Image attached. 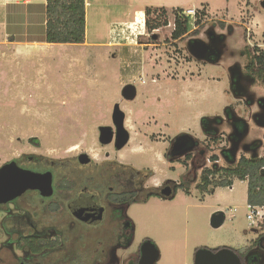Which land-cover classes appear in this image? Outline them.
Here are the masks:
<instances>
[{
    "label": "rangeland",
    "instance_id": "374dc122",
    "mask_svg": "<svg viewBox=\"0 0 264 264\" xmlns=\"http://www.w3.org/2000/svg\"><path fill=\"white\" fill-rule=\"evenodd\" d=\"M261 1L87 0L86 43L54 44L43 49L44 54L19 56L16 50L13 53V47L0 46V167L11 161H17L20 168H29L35 161L45 166L47 160L72 159L79 153L100 163L108 154L118 163L142 171L148 179L147 186L159 185L168 177L178 180L184 166L169 164L161 158L169 139L184 133L206 141L199 126L201 117L222 118L229 106L248 122L246 141L261 140L264 128L250 120L255 107L249 108L235 99L227 86L228 65L237 63L242 67L247 63L241 52L258 49L264 53ZM130 5L136 9L148 6L165 10L167 24L152 32L145 26L144 34L136 39L125 27L124 33H111L120 23L134 21ZM174 9L204 12L196 26L200 30L198 36L191 30L179 40L171 38ZM156 16L151 14L149 20L156 21ZM137 21L135 24H141L142 19ZM227 26L230 32L226 31ZM208 32L223 34L222 64L193 62L188 55L186 44L194 39L206 43ZM127 84L136 87L133 101L121 96ZM251 92L264 97V85L259 78ZM115 104L125 114L124 128L130 135L128 144L118 152L112 145L103 146L98 141V127H113L111 115ZM223 143L212 144L214 148H208V154H218ZM258 155L264 159L262 142ZM186 167L185 184L190 194L181 187L172 201L151 199L131 207L129 214L136 226L134 243L126 251L114 253L119 261L123 255L138 251L145 240H152L161 252L159 264H183V260L192 264L193 249L198 244L239 248L264 234V226L254 230L248 225L245 181L235 180L232 190L218 188L215 194L201 198L191 182L199 172L189 163ZM14 201L0 205V247L9 245L14 250L11 254L3 248L0 264H17L13 257H20L21 253L13 246L14 241L21 235L34 234L29 223L34 219L40 231L35 235L61 239V259L67 263L79 242L77 235L62 232L66 223L63 212H51L50 207L47 209L50 203L39 204L34 195L26 196L20 203ZM20 205L28 210H22ZM29 206L35 208L38 217H32ZM218 211L224 213L225 221L214 229L210 217ZM82 236L87 247H93L89 243L93 241L101 242L104 248L114 237ZM103 255L99 264H114ZM39 260L42 263V258ZM85 262L81 258V263Z\"/></svg>",
    "mask_w": 264,
    "mask_h": 264
},
{
    "label": "flooded vegetation",
    "instance_id": "af4514ba",
    "mask_svg": "<svg viewBox=\"0 0 264 264\" xmlns=\"http://www.w3.org/2000/svg\"><path fill=\"white\" fill-rule=\"evenodd\" d=\"M260 4L264 8L263 0ZM227 29L229 32L231 31L230 26H227L226 31ZM221 35L208 32L206 34L207 42L205 43L206 54L203 55V59L198 61L195 57L188 54L190 59L193 62L198 61L210 65L224 63L225 61L222 60L224 56L222 54V43L224 39ZM188 43L186 44L187 47ZM240 55L247 60V63L242 67L237 63L232 66L228 65V90L231 96L238 101H242L249 108L255 107L256 110L250 113V120L257 126L264 128V97L256 96L255 93L251 92L252 88L256 85V79H254L251 75V70H249L250 57L247 54L241 53ZM111 122L113 127H108L111 128L114 140L116 128L113 124L112 117ZM199 126L202 134L207 139L206 141L204 139L199 140L184 133H179L169 139L168 147L161 156L162 160L169 164L175 163L184 166L183 175H180L178 180H173L168 177L159 185L153 184L147 186L148 179H146L145 174H142V171L134 170L130 166L126 167L118 163L116 159L110 158L108 154L105 156V161L100 163L94 162L89 156H87L89 160L86 163H81L79 161V155L85 153H79L72 159L62 161L47 160L44 163L45 166L35 161L31 167H23L24 169L38 173L50 172L52 175L53 193L49 197H42L38 191L28 190L16 198L14 202L20 203L26 196L34 195L39 200V204L49 202L50 205L48 204L47 209L50 207L49 210L51 212L62 211L65 215L64 221L66 222L62 232H66L68 235H77L78 244L82 243L87 248L86 253L89 264H99L102 253L104 254V258L111 260L114 264H121V262L123 264H139L141 246L134 254L123 255L120 261L114 254L118 251H126L134 243L136 226L129 214L132 206L146 204L151 199L172 201L178 191V186L188 182L186 180L187 163L191 167L195 166L199 172L198 174L196 172L191 179L192 184L196 186L199 183L205 182L203 172L219 171V175H221L230 168L235 169L244 159L255 161L261 158L258 155V150L261 148V142L263 143L264 133L261 140L254 139L246 141L249 134L248 122L239 116L230 106L224 109V117L222 118L220 116L201 117ZM220 141L224 143L219 149L218 154H208V148L213 149L212 144ZM210 143L211 145H209ZM109 145H112L116 152L120 151L115 149L114 141L103 146ZM17 165L20 166L18 163ZM36 165H39L40 168L36 167ZM173 172L176 171L174 170ZM211 176L209 180H211ZM243 181L246 182V180ZM166 188L171 191V194L167 197L162 194V191ZM205 196L207 195L203 197L200 195L201 198H205ZM39 204L37 208H40ZM21 208L22 210H28V208H24L23 206ZM29 211L32 217H38L35 208L32 206H29ZM98 218L99 221L94 223ZM34 221L35 219L29 222L31 224L30 226L34 227V234L32 235L40 232L39 228L35 227ZM75 230L76 233H74ZM58 233L56 232L55 235H58ZM82 234H88L90 236L109 234L114 237H110L109 240L111 241L106 248L101 247V242L97 243L93 241L89 242L93 247H87L84 240L85 237ZM37 235L40 236L41 234ZM41 236L56 239L54 236ZM149 241L155 245L159 253L158 259L153 264H159L161 252L152 240ZM224 249L233 251L237 259L223 258L217 264H264V234L257 235L256 238L239 248H232L226 245L210 247L208 245L198 244L193 249L191 263L212 264L211 260L203 255L196 262L195 255L200 250L209 251L213 254ZM106 250L109 252L108 254ZM81 255L83 256V253ZM182 263L187 264V260H183Z\"/></svg>",
    "mask_w": 264,
    "mask_h": 264
},
{
    "label": "trees",
    "instance_id": "16d2710c",
    "mask_svg": "<svg viewBox=\"0 0 264 264\" xmlns=\"http://www.w3.org/2000/svg\"><path fill=\"white\" fill-rule=\"evenodd\" d=\"M158 8H146L144 15L147 16L145 20V26L149 32L157 30L161 25H166V11H158ZM174 15V29L171 33V38L176 41L188 33L198 35L200 30L196 26L200 25L201 17L204 12H197L195 17L186 15L183 9L172 10ZM156 14V21L151 22L149 16ZM45 31L43 42L54 45H82L85 43L86 38V10L85 0H46L45 4ZM161 19H163L161 23ZM254 51V49H253ZM252 50L241 52L247 54L250 57L249 70L252 72L254 79L259 78L264 85V53L258 52L255 49V53ZM264 144V135H263ZM205 176V182L199 183L195 186V189L199 195H211L218 188H229L233 185L235 180L247 182L246 191V203L249 206H264V159L258 158L255 161H248L244 159L235 169L230 168L225 173L219 175V171L203 172ZM212 175V176H211ZM211 176V180L209 177ZM186 194H190V190L186 184H181L178 189L181 188ZM18 237V236H17ZM56 239H50L44 236L38 235H21L14 241L13 246L21 253L19 257L14 255L13 260L17 261V264H89L87 258V248L83 244H78L75 252L68 262L61 259L62 253L61 239L58 236ZM7 249L11 254L14 251L11 246L0 247V254L2 249ZM83 253V256L81 255ZM79 257L80 260L75 259ZM42 258V263L39 260ZM81 258L85 260V263H81ZM61 259V260H60ZM88 259V261H87ZM60 260V261H59ZM71 260V263L69 262ZM1 261V259H0ZM3 262V261H1ZM10 264V262L8 263ZM92 264V263H91Z\"/></svg>",
    "mask_w": 264,
    "mask_h": 264
},
{
    "label": "water",
    "instance_id": "95a60500",
    "mask_svg": "<svg viewBox=\"0 0 264 264\" xmlns=\"http://www.w3.org/2000/svg\"><path fill=\"white\" fill-rule=\"evenodd\" d=\"M153 38H155V36H153ZM187 49L188 53L198 61L202 60L203 55L206 54V45L200 40L189 42ZM121 96L126 101H133L137 96L136 87L132 84L125 85L122 88ZM111 117L116 128L114 140L111 128L108 126H101L98 128V140L101 145H108L114 141L115 149L121 150L129 142L130 136L124 128L125 114L120 109L119 104L113 106ZM88 160L86 154L79 155V161L81 163H86ZM28 190L38 191L42 197L51 196L53 193L51 173H38L23 169L20 168L15 161L8 162L0 167V205L15 200ZM162 194L167 197L171 194V191L166 188L162 191ZM98 221L99 218L95 220L94 223ZM224 221V213L222 211L215 212L210 217V226L217 229L222 226ZM140 254L139 264H153L159 257L158 250L149 240L141 245ZM201 255L211 260L212 264H217V262L223 258L237 259L235 253L228 249L213 254L209 251L200 250L195 255L196 262H198Z\"/></svg>",
    "mask_w": 264,
    "mask_h": 264
},
{
    "label": "crops",
    "instance_id": "0c3cea01",
    "mask_svg": "<svg viewBox=\"0 0 264 264\" xmlns=\"http://www.w3.org/2000/svg\"><path fill=\"white\" fill-rule=\"evenodd\" d=\"M2 1V4H0V14L3 18L0 20V28L1 30H4H2L3 34L2 37H0V46L10 48L13 47V53L16 50L18 56L22 54H44L43 49L50 45L42 41L45 31L46 0ZM86 1L85 10L87 7ZM129 8L133 13V17H136V23L137 20L140 21L142 17H144L143 12L146 8L153 7L146 6L142 9H136L130 5ZM128 22L130 21L123 23ZM16 29L17 31L15 32ZM232 188L233 186L228 189L232 190ZM218 190L219 189H216L213 194H215Z\"/></svg>",
    "mask_w": 264,
    "mask_h": 264
},
{
    "label": "built area",
    "instance_id": "2783aa9c",
    "mask_svg": "<svg viewBox=\"0 0 264 264\" xmlns=\"http://www.w3.org/2000/svg\"><path fill=\"white\" fill-rule=\"evenodd\" d=\"M186 15L195 17L196 10L193 9H187L185 11ZM136 17L134 16V21L129 23H120L119 26L116 28L111 29V33H113L115 30H117L120 33H124V28L128 29L130 31V34L134 36L136 39L138 35H143L144 28H145V20L144 17H142L141 24H135ZM139 29V31H138ZM127 39V38H126ZM247 214L246 219L248 221V225L250 228L254 230H260L264 226V206L257 207V206H249L247 205Z\"/></svg>",
    "mask_w": 264,
    "mask_h": 264
},
{
    "label": "bare ground",
    "instance_id": "6f19581e",
    "mask_svg": "<svg viewBox=\"0 0 264 264\" xmlns=\"http://www.w3.org/2000/svg\"><path fill=\"white\" fill-rule=\"evenodd\" d=\"M136 20V19H135ZM137 22H139V21H137ZM141 22V21H140Z\"/></svg>",
    "mask_w": 264,
    "mask_h": 264
}]
</instances>
